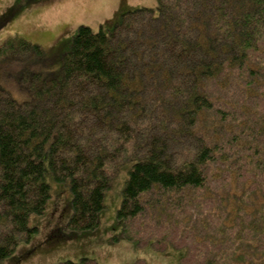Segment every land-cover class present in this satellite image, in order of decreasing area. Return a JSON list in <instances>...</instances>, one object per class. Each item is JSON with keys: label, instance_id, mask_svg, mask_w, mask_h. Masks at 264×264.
<instances>
[{"label": "trees", "instance_id": "obj_1", "mask_svg": "<svg viewBox=\"0 0 264 264\" xmlns=\"http://www.w3.org/2000/svg\"><path fill=\"white\" fill-rule=\"evenodd\" d=\"M41 54L17 34L0 45L2 61ZM10 69L0 71V264L37 232L45 162L72 194L70 231L98 226L128 164L124 239L178 251V264H264V0H157L109 33L80 25L62 79L34 71L22 102L2 85L23 73Z\"/></svg>", "mask_w": 264, "mask_h": 264}, {"label": "rangeland", "instance_id": "obj_2", "mask_svg": "<svg viewBox=\"0 0 264 264\" xmlns=\"http://www.w3.org/2000/svg\"><path fill=\"white\" fill-rule=\"evenodd\" d=\"M140 7L156 11L157 0H0V45L7 36L17 34L42 51L41 55H30L21 62L0 60V71L5 74L19 63L23 70V73L2 77V85L16 101L22 102L28 97L27 88L34 79V71L40 78L60 81L63 55L80 25L109 33L121 20L122 13ZM127 166L123 165L115 174L104 193L98 226L74 232L67 227L72 214L70 189L67 183L52 177L45 162L44 180L50 186V197L44 211L29 219L37 232L29 242L18 245L1 264H58L66 259L79 261L82 257L93 259L97 264L137 260L146 264H178V251L156 252L122 237L117 210L128 176Z\"/></svg>", "mask_w": 264, "mask_h": 264}]
</instances>
